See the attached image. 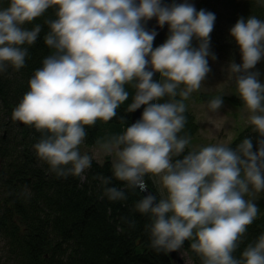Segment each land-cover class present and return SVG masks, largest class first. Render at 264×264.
I'll return each mask as SVG.
<instances>
[{"label":"clouds","instance_id":"clouds-1","mask_svg":"<svg viewBox=\"0 0 264 264\" xmlns=\"http://www.w3.org/2000/svg\"><path fill=\"white\" fill-rule=\"evenodd\" d=\"M49 9L54 18L34 23ZM153 18L160 28L168 25L167 39L155 48L158 33L146 28ZM215 21L214 13L197 11L188 0H9L0 8V74L26 66L46 25L50 53L12 113L41 134L33 145L38 160L57 178L83 181L94 159L80 151L86 129L116 118L131 96L125 112L143 106L140 118L129 124L120 117L126 127L94 144V152L113 157L112 176L96 177L102 198L127 199L124 188L109 186L112 179L143 192L134 211L150 218L145 231L157 252H176L189 241L201 264H264V232L245 244L259 214L255 196L264 192V82L256 68L264 60V20H237L230 36L241 62L230 60L222 69L234 81L255 145L244 136L239 143L190 147L184 131L185 101L211 72L209 58L217 60L210 49ZM223 104L215 96L207 108L215 113ZM145 177L153 178L159 198Z\"/></svg>","mask_w":264,"mask_h":264},{"label":"trees","instance_id":"trees-1","mask_svg":"<svg viewBox=\"0 0 264 264\" xmlns=\"http://www.w3.org/2000/svg\"><path fill=\"white\" fill-rule=\"evenodd\" d=\"M195 7L197 11L204 9L216 16L210 34V49L217 60L240 63V51L230 36V29L240 17L255 15L264 20V4L260 0H199ZM54 12V9H49L34 23L43 25L44 19L54 18ZM26 27L31 28L32 25ZM47 31L45 25L36 44L29 49L30 58L26 59L24 68L19 71L9 68L7 73L0 74V236L5 240L3 264H175L168 252H157L150 246L149 234L145 231L150 218L134 211V205L143 197V192L127 189L122 182L112 179L109 186L124 188L127 199L112 202L102 198L103 188L96 177L112 176V160L107 158L103 163L93 160L83 181L71 176L57 178L49 172L46 164L38 160L33 150L41 134L34 127L19 126L13 119L14 108L29 90L30 77L50 53L43 40ZM193 45L197 46L195 39ZM256 68L262 73L264 82V60ZM128 90L130 93L133 91L131 88ZM216 96L227 98L223 94ZM228 101L241 100L230 95ZM128 103H131V96L117 110L116 118L109 122L97 121L94 127L87 128L86 143L94 146L97 138L120 133L126 127L120 123V117L130 124L131 113L125 112ZM186 116L184 131L193 139L199 126L193 112L187 109ZM244 136H252L255 145L257 137L250 125L245 126L231 143H239ZM145 180L151 189V178L145 177ZM125 218L134 222V227L126 223ZM262 232L264 213L258 215L248 228L245 244ZM185 243L195 263L201 264L199 256L191 251L190 242ZM244 246L241 245L237 256Z\"/></svg>","mask_w":264,"mask_h":264},{"label":"rangeland","instance_id":"rangeland-1","mask_svg":"<svg viewBox=\"0 0 264 264\" xmlns=\"http://www.w3.org/2000/svg\"><path fill=\"white\" fill-rule=\"evenodd\" d=\"M4 1L7 4L9 3L8 0H0V8L7 7ZM260 1L264 4V0ZM176 2L182 3L184 0H176ZM188 2L196 6L199 0H188ZM227 64L228 62L225 61L209 59L211 72L204 84H202L201 89L194 92L189 100L185 101L187 109L194 113L199 126V130L192 139L190 147L204 146L211 143L230 144L248 125L246 120L247 111L243 107L242 101H228V96L236 95L239 97V94L236 91L234 81L229 79L227 74L222 71ZM217 94H223L227 98H223V107L218 112L213 113L207 108V103L214 98L211 96H216ZM80 151L94 154L93 160L100 163H103L107 158L113 159V157L107 156L103 152H94V146L88 145L86 140L80 146ZM150 178L153 183V178ZM148 189L159 198L160 192L154 183L152 188L148 187ZM255 202L259 208L258 215H262L264 213V192L256 194ZM4 247L5 240L0 236V264L5 262V257H3ZM171 254L176 264H196L186 243L180 250L171 252Z\"/></svg>","mask_w":264,"mask_h":264},{"label":"water","instance_id":"water-1","mask_svg":"<svg viewBox=\"0 0 264 264\" xmlns=\"http://www.w3.org/2000/svg\"><path fill=\"white\" fill-rule=\"evenodd\" d=\"M163 3H170V2L168 0H163ZM146 28L149 31L155 30L158 33V35L156 36V39L153 42V47L154 48L159 46V45H161V44H163L165 42V40L167 39V36H168V25H165L163 28H160L158 23H157V20L155 18H153L151 21L147 22ZM154 80H157V81L159 80V73L155 74ZM142 111H143V106H142L141 109L137 110L136 112L131 113V122H130V124L134 123L135 120L140 118ZM16 122H17V124L19 126H24L23 123H21L19 121H16ZM0 171H1V160H0ZM168 253L171 256L173 262L175 263L173 255L171 254V252H168Z\"/></svg>","mask_w":264,"mask_h":264}]
</instances>
